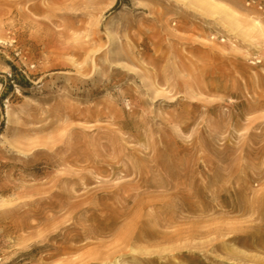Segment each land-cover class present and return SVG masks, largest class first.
Listing matches in <instances>:
<instances>
[{
    "label": "rangeland",
    "instance_id": "rangeland-1",
    "mask_svg": "<svg viewBox=\"0 0 264 264\" xmlns=\"http://www.w3.org/2000/svg\"><path fill=\"white\" fill-rule=\"evenodd\" d=\"M32 1L0 0V264H264V0H206L233 33L204 0Z\"/></svg>",
    "mask_w": 264,
    "mask_h": 264
},
{
    "label": "bare ground",
    "instance_id": "bare-ground-1",
    "mask_svg": "<svg viewBox=\"0 0 264 264\" xmlns=\"http://www.w3.org/2000/svg\"><path fill=\"white\" fill-rule=\"evenodd\" d=\"M208 6H210L213 10L212 14L215 16V14L217 15L219 12L222 13L221 17H220V23L227 28V30L230 33H233L234 30L236 31V27L239 28L240 27V20L236 17L234 10H232L230 7L228 6H224V5H219V4H215L213 1H206L204 0ZM49 8L48 3H46L45 1H40V0H34L29 4L28 9L31 11H36V12H40L43 11L45 9ZM218 17V16H217ZM254 24L260 28H262V23L260 20H256L254 19ZM215 37V35L213 36V38ZM227 38H222V41H226ZM94 68L97 70L98 69V65L96 62H94ZM27 99H30L29 97H27ZM7 117H8V124L11 123L12 121V108L8 105L7 106ZM118 262V261H117ZM117 264V263H116Z\"/></svg>",
    "mask_w": 264,
    "mask_h": 264
},
{
    "label": "trees",
    "instance_id": "trees-1",
    "mask_svg": "<svg viewBox=\"0 0 264 264\" xmlns=\"http://www.w3.org/2000/svg\"><path fill=\"white\" fill-rule=\"evenodd\" d=\"M120 1H121V0H118V1H117V3L115 4V6L113 7V9H116V8L119 7V5H120Z\"/></svg>",
    "mask_w": 264,
    "mask_h": 264
}]
</instances>
